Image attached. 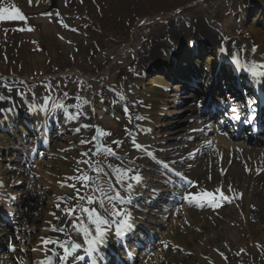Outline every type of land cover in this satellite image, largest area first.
<instances>
[{
    "label": "rangeland",
    "instance_id": "1",
    "mask_svg": "<svg viewBox=\"0 0 264 264\" xmlns=\"http://www.w3.org/2000/svg\"><path fill=\"white\" fill-rule=\"evenodd\" d=\"M258 1L260 0H56L57 9L45 13L44 11L51 5V0H0V8H19L24 17L15 20H0V88L5 92L6 106L14 105V108L19 107L28 113L29 109H42L40 106L42 98L48 96L51 97L49 109H53L52 103L65 105L64 108L56 112L55 119L51 121L48 128L50 132L47 133L50 139L47 137L44 144L36 146L30 137L23 141L19 137L9 145V152L3 154L6 155L3 158V163L9 164L8 168L11 171V175L7 179V185L11 190L6 194L8 197H1V201L10 199L12 195L16 199L5 202L6 206L3 205L5 216L0 215L7 219H3L1 221L3 223L0 222V243L7 244L8 234L9 231L12 233L13 224L17 228L13 233L19 234V228L31 227L27 221L35 223L41 218V209L50 196L47 195L48 191L41 187L39 183L41 178L38 176L42 173H49L52 169L50 166L51 154H58L60 147L64 146V136H69L67 127L70 126H65L60 121L63 116L67 119L69 114L78 112L79 119L70 120L71 124L77 127L81 125L94 126L88 127L87 130L81 128L80 134L83 133L84 140H92L93 136L97 137L92 143L82 145L84 150L89 153L88 164L80 163L84 158L78 152L67 154V163H72L71 165L67 164L70 177L83 175L85 172L90 173V165H94L92 162L97 164L94 166L103 167L107 176L103 173H100V176L108 177L107 179H110L111 184L117 189L118 183L113 172V168H116L114 163H118L122 168L129 167L128 163H130L134 169L144 175L148 169L139 165L142 159L149 162L147 156H140L132 162L128 160L131 157L129 147L134 141L133 138H136L135 134H137V127L140 124L138 119L134 123L128 118V115L136 118L140 114L137 111L141 112L139 106H136L139 96H131L130 93L129 86H133L131 85L132 80L138 77L137 73H139V75L143 74L145 82H148V76L152 70L156 71L160 67L169 71L173 66H181L183 62H187V64L194 62L187 59L190 55L189 51L193 54L197 50L196 47L201 45L219 51L221 47L226 48L227 52L221 55L224 58L228 57L225 61L227 63L232 59V55H237L239 58L244 57L247 61L264 60V56L258 55L259 47L255 54L252 53L251 49L255 44L253 41H248L250 35L247 25L259 15L261 4ZM159 21L162 23H157ZM153 35H155L154 42L158 41L169 48L170 59L168 61L159 58L140 62L142 56L149 54L147 52L151 49L149 45ZM224 38L228 40L226 45H223L224 42H222ZM188 42L189 46H187ZM191 44L192 49L187 51L186 49H189ZM199 68H201L199 69L200 79H205L202 76L204 66ZM167 73L173 74V72ZM201 83L206 85L204 80H201ZM9 88L12 91H9ZM121 88L125 93L126 100L120 106ZM190 92L191 90H184L181 94L180 100L183 104L175 110L177 114L174 119H171L173 126L171 132H173L167 137L169 141L165 144V150L178 148L175 132H180L178 129L183 128L187 118L178 110L196 103L189 101L191 100ZM65 93L67 95H64ZM37 100L39 102L36 103ZM30 101L35 102L32 103L33 107H30ZM110 102L113 103V108L107 110L104 117L99 116L97 108L107 106ZM35 105L36 107H34ZM106 119L117 123L115 132H105L101 129ZM96 125L100 127V130L96 129ZM58 133L61 134V137ZM86 133L87 135H85ZM106 133H110V135ZM113 141L120 143L114 144ZM98 144L110 145L117 155H107L101 146L97 154V157H100L97 158L94 153H97ZM71 145L75 146L74 143ZM19 150L33 159L23 164L24 154ZM3 155L1 154V156ZM159 156V161L170 164L171 174L182 171V157L167 161L163 153ZM103 157L107 159L105 164L107 166L102 162L101 158ZM156 157L158 158V156ZM123 160L127 162L121 164ZM35 163L43 165L39 167V171L32 166ZM151 163L152 165L148 166L150 167L149 171L152 169L151 176L165 174L166 171L162 165L158 162L151 161ZM109 164L113 168H109ZM77 169H82L83 172L78 173ZM197 169L200 172V166ZM23 177L27 178V183H24ZM203 179L195 176L190 180V184L198 188L189 195V199L198 196V192L205 191L206 186L200 184ZM66 181L71 183H66L67 188L74 183L80 190V195L90 192L91 181H89V188L81 187L83 181ZM192 186H189L185 191L191 190ZM68 189L70 193L68 192L64 198L69 208L77 204H85L84 201H79L76 198V190L73 187L70 186ZM28 193L30 198L27 197ZM183 193L187 194V192ZM237 201L239 202V200ZM126 204L127 201L123 205L118 204V207H127ZM221 204L230 208L227 202L222 201ZM95 205L96 203L85 204L88 208H93ZM133 207L131 206L132 210H134ZM163 207H165V201L154 205L150 211L153 212L152 215L146 213L145 217L165 223L160 226L146 223L147 220H145L142 229L146 239L148 233L153 232L155 236L152 244L147 247L144 241L142 248H137L134 254L135 258L140 255L141 251L152 252L148 262L153 260L149 264H163L161 256L169 253L172 256H178V260L181 259L178 264H199L196 253L199 254L201 250H205L207 234H205V228L187 223L189 215H201L202 218L205 217V214L213 213L212 216L220 219L221 222L226 224L229 222L228 218H219V214L215 213L213 209L211 212L210 209H195L193 204L183 200L178 203L177 210H179L173 212L174 214L168 211V216L165 219L156 217L155 215H162L161 212L165 211ZM229 211L230 209H227L224 212L230 213ZM60 213L63 217H60ZM60 213L55 214V217H59V219L54 217V222L58 224L59 228L65 225L68 227L65 228V233L47 239L67 241L70 239L72 231L78 233L79 236L81 233L71 227L73 217L67 216L64 210ZM74 215L79 217L77 220L79 223L84 221L87 213H82L77 209ZM239 217L240 214L235 216L236 219ZM7 221L11 224L9 226L11 229L4 225ZM37 223L41 227L42 222ZM89 225L94 231V226ZM178 226L189 229L186 232L182 231L180 238L192 233L194 238L192 242L185 244L186 241L183 240L181 243V248L188 251H180L178 248L167 250L164 247L167 242L166 238L173 233L171 230ZM214 228H216V224L213 226ZM51 233H53L52 230L48 231V234ZM32 235L24 233L22 240L14 241L15 254L21 257L12 254L14 264H26L28 257L32 255L27 243ZM230 238L233 241V238ZM221 244L227 246V239L224 238ZM227 247L236 264L264 263V256L248 257L247 253L243 256L241 253L245 251L238 250L234 244ZM42 248L45 252L44 255L58 253L59 255H55L57 261L55 264H61L59 256L63 255L62 248H58L54 244L45 246L43 243ZM77 260H79V256L76 253L68 260L67 264H72ZM244 260L245 262H243ZM140 262L137 264L148 263ZM85 263L87 262L85 261Z\"/></svg>",
    "mask_w": 264,
    "mask_h": 264
},
{
    "label": "bare ground",
    "instance_id": "2",
    "mask_svg": "<svg viewBox=\"0 0 264 264\" xmlns=\"http://www.w3.org/2000/svg\"><path fill=\"white\" fill-rule=\"evenodd\" d=\"M258 2L261 4L259 15H257V17L247 25L248 33L250 35V39L248 41H253V43L259 47L258 55L264 56V0H260ZM157 23L162 22L159 21ZM155 35L151 37L149 45L151 49H149V52H147L149 54L142 56L140 62H146L147 60L150 61L159 58L165 59L166 61L170 59L169 48L165 47L164 44H161L158 41L154 42L153 37ZM227 41L228 40L224 38L222 41L224 42L223 45H226ZM187 46H189V42ZM190 49H192V44L190 45V48L186 50L188 51ZM196 49V52H193V54L191 51H189L190 55H188L187 58L194 62H188V64L187 62H183L181 66H173V68L169 69V71L160 67L156 69V71L152 70L148 76V82H145V77L141 73V75H138V77L132 80L131 85L133 86H129L131 96H139L138 104L136 106H139L141 112L137 111V113H140L139 116L145 117V119L139 120L140 124L137 127L138 132L135 134L136 138H133V140L144 147L138 150L132 142V145L129 147L131 149V157H129L128 160L132 162L133 160H137L140 156H147L150 158V162L142 159L140 160L139 166L149 169L150 167L148 166L151 165V159L155 160L156 156L159 158L161 153L164 154L167 161H170L173 159L172 155L177 153V151H180L181 155L184 156V173L189 174L190 171L196 168L197 164H200V166L204 168V170H202L203 178L205 176V182L203 184L206 186L205 188L207 192H201L200 195L202 196L200 197L202 198L197 200V206H211L209 205V201L206 199L207 194L209 193L216 197L218 201L222 200L220 198V192L222 191L224 195L229 197L228 201H223L227 202L230 205V208H219V210L215 208L213 209L215 213L219 214V218H228V224L221 222L220 219L216 217H213V213L205 214V217L202 218L201 215H189L188 222H186L188 224L194 225L195 227L205 228V234H207L205 237V250H201L199 254L196 253L197 259L199 264H236L233 261L234 257L230 252H228L227 246L231 247V245L234 244V247H238V250H244L245 252L241 253L243 256H245L246 253L249 255L248 257L257 258L264 256V150H249L245 147H242L241 145L233 146L229 144L225 138H221L215 134V138L204 140V138H206L203 135L204 130L197 132L191 131V129H202L200 126H195L190 123V120H193L194 122L197 121L196 116L193 114L187 118L183 128L178 129L180 132H182V134L178 137V150H165V144L167 141H169L167 137L172 135L173 132H171V129L173 128L171 125V119H174L175 114H177L175 110L179 106L178 102L180 99V92L185 89H194V83H196L197 79L199 80V67L204 66L202 75L205 76V79L207 80L205 83L212 85H210V89L208 90L210 92H213L215 89L219 88L218 81L219 79H222V81L226 80L229 82V89L234 93L235 96L238 97L239 95L237 94L236 90L231 87V85H236V87H238L239 84L240 88L248 87V85L251 87V83L257 82V80L254 79L244 69L237 68L234 63L230 64L229 62H232V59H230L228 63L225 62L226 59L222 57V52L219 50L209 49L202 45L200 47H196ZM145 57H147V59H144ZM226 58L228 59L227 56ZM240 59L242 61H247L244 59V57H241ZM167 72H173V74H169ZM78 75L80 74L78 73ZM213 77H216V81L213 80ZM169 81L175 82L173 83L174 86H172ZM257 83L260 84L264 89V81ZM208 88L209 85H206L205 90ZM198 89L199 87L196 89L195 96L193 97L198 96ZM120 90L122 94L119 97L121 106L123 101L126 99L123 89L121 88ZM251 94L257 96L258 92L256 89H252ZM4 95L5 92L0 88V96L3 97V99H0V109H12V111H2L0 115V181H3L4 185L2 188H0V197H8L6 194L11 190V188L7 185L8 176L11 175V171L8 168L9 164L3 163V156H1V154L3 155V152H6L9 149V145L16 140V132H13V130H11L9 127L13 128L14 124H17L18 122L21 125V128L18 130L20 135H25L28 133L27 129L22 126L24 125L28 129L30 128V130H33L42 136L44 131L50 127L51 119L55 116L56 110V108L49 110L50 100L47 101L45 98H42L41 110L37 111L35 109H29L27 110V114H24V111L22 112L23 114L19 115V119H17V111L21 109L17 107L13 109L14 105L7 107L6 102L4 101H7V98ZM2 100L3 103H1ZM37 102H39V100H37L36 103ZM29 104L33 106L32 103ZM45 104L49 105L46 107ZM112 104L113 103L110 102L107 106L97 108L98 115L104 117V114H106L107 110H111L113 108ZM145 105L148 107H145ZM136 108L138 109V107ZM258 110L262 111V108L260 109L258 107ZM186 111H192L196 115H198L200 112L198 108L194 106L186 108L184 112ZM128 118H130L134 123L137 122L135 116L131 117L128 115ZM13 120H17V122H13ZM4 121L7 122L9 127L4 128ZM61 121L65 126H70L67 127L69 136H64V146L60 147V150H58L60 152L58 154H51L52 159L50 166H52V169L49 171V173H40L42 176H38L41 178L39 182L41 187H43L45 191H48L49 194L47 195L50 197L47 198L44 207L41 209V218L35 221V223L33 221H27L31 227L27 226L28 228L26 227V229L19 228V234H10V236L7 238V244L0 247L7 255V257H5L6 260L2 263L0 262V264H14L12 254L20 257L19 255L15 254L16 252L15 248L13 247V243L15 240H22L24 233L33 234L27 241L28 249L31 251L32 255L28 257L26 264H36V262L39 260H46L48 256H52L53 264L57 262L55 260V256L46 254L44 255V250L41 251V249H43L42 240L49 237L55 238L56 236L60 235L59 232L52 230L53 227H59L57 226L58 224L54 222L55 219L51 213L58 215L60 211L62 212L65 208H69L64 197L66 194H68V192L70 193V190L68 189L70 186L68 188L66 186V183H68L66 178L70 177L71 175L67 171L69 169L67 164L71 165L72 163H67V154L71 152H78V154L81 155V153L87 152L84 150V147L82 146L83 144L80 143V141L84 139L82 136L83 133L80 134L81 132L77 133L75 131L77 126L71 124L70 119H61ZM96 129L100 130V127L96 125ZM101 129L105 132H115V129H117V123H114V121L111 119H106L104 121V126L101 127ZM84 130H87V128ZM58 135L61 137V134L58 133ZM85 135H87V133ZM192 139H199L202 141L199 144L193 146ZM209 141H213L215 148H208ZM73 143L75 146L71 145ZM83 158L88 159L87 157ZM101 159L105 165L107 163V159L105 157ZM26 160L28 161L27 157ZM126 162V160H123L121 164ZM92 163L97 165L95 162ZM194 163L195 168L193 165ZM114 165L116 167L119 166L118 163H114ZM33 166L39 171V167H42L43 165L41 166L40 163H35ZM128 166L133 168L130 163H128ZM120 168L123 169L122 167ZM90 170V173H85H87L89 177H95L98 175L99 185L107 189L109 181L107 179L108 177L102 178L100 173L98 174L92 171V169ZM193 176H196V173H194ZM142 177L143 183L136 186V192L138 194L133 196V203H135V205H137V199L144 201H140L138 204L142 206V209L136 211L133 215L135 227L132 230L136 229L138 232L141 231V223L139 221L140 215L142 214L143 210L145 211L148 200L157 202V199H160L161 197L166 198L167 185L171 184V180L168 181L166 178L152 177L148 173ZM23 180L24 183H27L28 181L26 177H23ZM151 180L154 181V184L149 186L148 182ZM61 181H64L63 185L61 184ZM118 189H120L119 184ZM120 191L122 195L126 194L125 189H120ZM155 191H157L158 194H156ZM177 194H179V192ZM240 194H242V196ZM27 197L30 198L29 193L27 194ZM144 197L147 200L143 199ZM237 200H239V202ZM6 201H11V199ZM57 203H60L59 209L56 207ZM96 204L97 211L101 212L100 210L102 209L98 207L99 204ZM105 205L106 207H110L107 200H105ZM127 207H129L128 204ZM227 209H230V213L224 212ZM0 213L3 214L4 210L1 209ZM237 214H240L239 219L235 218ZM165 216L167 215L162 217ZM60 217H63L61 213ZM110 219L112 218L110 217ZM39 221L42 222V225H40L41 227H39L37 223ZM153 222L155 224H159L157 221ZM78 224H80V222ZM89 224H92V222L89 220L87 214L82 227L92 230V227ZM215 224L216 228L213 229ZM114 227L115 226L113 225V228L108 235L107 242L105 245H103L104 248L101 249L100 253H94L93 256L89 257L90 264L92 262V258L96 260V264H118V262H116L117 258L120 259L123 264H125L124 261L127 262V264H133V260H128L125 256V252H121V243L126 244L127 240L133 241L134 239L131 240L130 238L127 239L126 237L122 239L115 236ZM184 228L185 227L178 226L176 229L171 230L173 233L172 235L170 234V237L166 238L167 242L164 245L165 249L171 250L172 248H178L180 251H182L183 249L181 248V243L183 240L186 241L185 244L194 240L192 233L180 238L182 231L186 232L189 230ZM15 230H17L16 225ZM51 230L53 233L48 234V231ZM71 233L70 239L80 244L84 242V234L82 232H80L81 234L79 236L75 231H72ZM129 233L132 234L133 232L130 231ZM230 237L233 238V241ZM224 238L227 239V246L225 244H221ZM135 241L139 242L141 240L138 238V240L136 239ZM145 242H147V240ZM82 245L83 247L78 252L74 251L72 257H74L76 253H78V256L80 257L88 256L86 251L87 244L84 242ZM217 250H219V252H223L227 259L225 260L223 257H221ZM183 251L188 250L184 249ZM141 258L143 257L140 255L139 259ZM147 259L148 258H146V260ZM152 260L149 262L147 260V264L151 263ZM161 260L163 264H178L180 263L181 259L178 260V256H172L169 253L167 255L161 256ZM243 262H245V260ZM72 264L84 263H81V261L77 260ZM259 264L264 263L259 262Z\"/></svg>",
    "mask_w": 264,
    "mask_h": 264
},
{
    "label": "snow or ice",
    "instance_id": "3",
    "mask_svg": "<svg viewBox=\"0 0 264 264\" xmlns=\"http://www.w3.org/2000/svg\"><path fill=\"white\" fill-rule=\"evenodd\" d=\"M178 12L180 11L179 9L177 10ZM24 17L21 14V10L19 8L15 9H10V8H0V20H15V19H23ZM143 23V21H142ZM66 26V25H65ZM257 45H253L251 51L253 54L256 53L257 51ZM220 51L222 53H226L227 49L224 47L220 48ZM232 62L236 65L237 68H242L246 72H248L254 79L257 80V82L264 81V60L261 61H242L237 55H232ZM139 75V73H137ZM5 87H8V85H5ZM9 91L11 89L9 88ZM64 95H67L65 93ZM0 99H3L2 96H0ZM46 100H51V97L48 96L45 98ZM252 104L255 103V101L251 102ZM64 104H53V108L56 109H62L64 108ZM145 107H148L145 105ZM2 111H12V109H0V112ZM231 112V117L232 119L235 120H240L241 116L239 115V109L236 106H232L230 108ZM79 113H73L69 114L68 119L70 120H78L79 119ZM136 119L138 120H143L145 117L143 116H137ZM254 119V117H253ZM250 123L252 122L251 120L249 121ZM88 127H94L90 125H81L80 127H77L75 131L79 133L81 131V128H88ZM192 132H197V131H203V129H191ZM107 135H110V133H106ZM97 139L96 136L92 137V140H84L82 139L80 141L81 144H87V143H92ZM112 143L114 144H119V141H113ZM134 146L140 150L144 146L136 143L133 141ZM209 144L211 142H208ZM103 146L104 151L107 155L110 156H116L117 153L115 152L114 149L111 148L110 145H97V153L98 154L100 147ZM83 157H88L89 153L84 152L81 153ZM191 155V153H190ZM80 163L83 164H88V160L84 159L81 160ZM163 167L165 169L170 168V164L167 162H161ZM92 171L96 173H103L105 176H107V173L104 172L103 167L100 166H94L90 165ZM109 168H113L111 164L108 165ZM77 172H83L82 169H77ZM114 175L116 176L117 183L120 185V189H125L126 194L121 193L120 189H117L111 184V180L109 179L108 181V188L105 189L102 186L99 185L98 183V175L95 177H89L87 173H84L83 175H76L72 177H67L66 180H79L83 181L81 187L89 188L90 184L89 181H91V189L90 192L85 194V195H80V190L76 188V185L73 183L72 185H69L73 187L76 190V198L79 201H84L85 204H93V203H98L99 207L103 209V213L97 211L96 208H88L85 206V204H77L73 206L72 208H65L64 212L67 216L73 217L71 227L73 229H77L78 231L82 232L84 234V242L87 244V254L88 256H93L94 253L99 254L101 251L100 246H103L107 242V237L110 234V231L114 227V233L115 236L124 238L127 236V234L135 227L134 223V217L132 215L131 209L127 207H118L119 205H123L125 201H127L128 205L133 204V196L137 195L138 193L136 192V186L143 183V177L139 173L138 170L127 167L121 169L119 166L116 168H113ZM177 176H182L183 174L180 172H176ZM22 183V182H21ZM64 181H61V184L63 185ZM3 181H0V188H2ZM219 191V190H218ZM242 196V194H240ZM207 198L212 202L214 207H219L221 206L220 203L217 201L216 197L212 196V194H207ZM220 198L222 200L228 201L229 197L224 195V193L221 191L220 192ZM10 199L15 200L16 197L14 195L10 196ZM191 199L194 200H199L200 197H192ZM105 200H107L108 204L110 207H105ZM63 202V201H61ZM56 207L59 209L60 208V203H57ZM77 209L82 212V213H87L89 220L92 222V224L95 226L94 227V234L93 230H90L86 227H82L83 221H80V224L77 223V220L79 219L78 216H75L74 214L76 213ZM55 217V213H51ZM110 217L112 219H110ZM116 217H120L119 220L115 219ZM56 219H59V217H55ZM68 225H65L60 228H55L53 227V231H57L59 233H65V228H67ZM42 243L47 246L48 244H54L58 248L63 249V255L59 256L61 264H67L68 260L73 256L74 251H79L83 245L80 243L75 242L74 240H67V241H62V240H48L47 238L42 240ZM70 245V247L68 246ZM43 251V249H41ZM219 252V250H217ZM244 251V250H241ZM53 256L59 255L58 253L53 252ZM219 255L223 257L225 260L227 257L224 256L223 252H219ZM79 259L83 260L84 257H79ZM102 259V257H101ZM36 264H53L52 261V256H48L46 260L42 261H37ZM93 264H96L95 260Z\"/></svg>",
    "mask_w": 264,
    "mask_h": 264
},
{
    "label": "water",
    "instance_id": "4",
    "mask_svg": "<svg viewBox=\"0 0 264 264\" xmlns=\"http://www.w3.org/2000/svg\"><path fill=\"white\" fill-rule=\"evenodd\" d=\"M55 7H56V4H55V1L53 0V2H52V6H51L50 10L55 9Z\"/></svg>",
    "mask_w": 264,
    "mask_h": 264
}]
</instances>
